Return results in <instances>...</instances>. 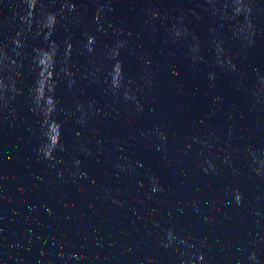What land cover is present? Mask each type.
I'll return each instance as SVG.
<instances>
[{
  "label": "water",
  "instance_id": "water-1",
  "mask_svg": "<svg viewBox=\"0 0 264 264\" xmlns=\"http://www.w3.org/2000/svg\"><path fill=\"white\" fill-rule=\"evenodd\" d=\"M0 108L264 175V0H0Z\"/></svg>",
  "mask_w": 264,
  "mask_h": 264
}]
</instances>
